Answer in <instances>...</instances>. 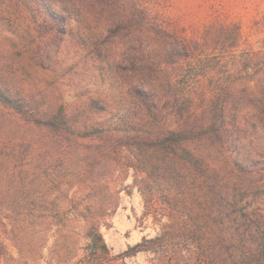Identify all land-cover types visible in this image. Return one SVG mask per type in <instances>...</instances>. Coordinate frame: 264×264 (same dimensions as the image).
<instances>
[{
	"label": "trees",
	"instance_id": "trees-1",
	"mask_svg": "<svg viewBox=\"0 0 264 264\" xmlns=\"http://www.w3.org/2000/svg\"><path fill=\"white\" fill-rule=\"evenodd\" d=\"M149 2L0 0V264H264V16L188 41ZM131 187L159 231L115 254Z\"/></svg>",
	"mask_w": 264,
	"mask_h": 264
},
{
	"label": "rangeland",
	"instance_id": "rangeland-1",
	"mask_svg": "<svg viewBox=\"0 0 264 264\" xmlns=\"http://www.w3.org/2000/svg\"><path fill=\"white\" fill-rule=\"evenodd\" d=\"M150 1L155 5L159 4L162 23L188 41L204 37L206 29L221 23L240 24L248 36L253 23L264 16V0ZM262 37L251 38L256 49L264 46ZM66 98L69 101L76 99L72 94H67ZM133 180V172L130 171L124 186L132 185ZM144 211L143 197L137 188L131 187L121 192L120 205L111 218L110 227L102 230L113 253L126 251L140 243L144 237L156 236L159 226L151 218H145ZM127 261L128 264H148V258L144 254Z\"/></svg>",
	"mask_w": 264,
	"mask_h": 264
}]
</instances>
